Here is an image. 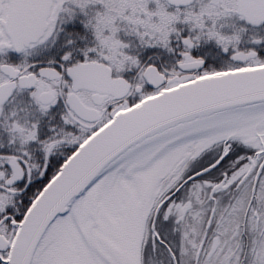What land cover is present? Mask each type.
Returning <instances> with one entry per match:
<instances>
[{"label":"snow or ice","instance_id":"obj_1","mask_svg":"<svg viewBox=\"0 0 264 264\" xmlns=\"http://www.w3.org/2000/svg\"><path fill=\"white\" fill-rule=\"evenodd\" d=\"M0 264H264V0H0Z\"/></svg>","mask_w":264,"mask_h":264}]
</instances>
